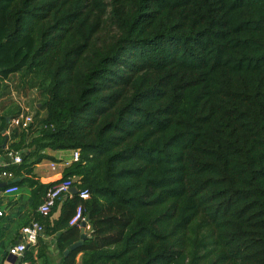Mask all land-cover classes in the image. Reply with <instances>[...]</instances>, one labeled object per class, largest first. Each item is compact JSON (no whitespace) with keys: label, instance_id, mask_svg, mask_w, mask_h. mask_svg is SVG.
Returning <instances> with one entry per match:
<instances>
[{"label":"trees","instance_id":"16d2710c","mask_svg":"<svg viewBox=\"0 0 264 264\" xmlns=\"http://www.w3.org/2000/svg\"><path fill=\"white\" fill-rule=\"evenodd\" d=\"M17 75L46 99L18 171L80 150L91 195L42 216L60 264H264V0H0V98Z\"/></svg>","mask_w":264,"mask_h":264},{"label":"crops","instance_id":"0c3cea01","mask_svg":"<svg viewBox=\"0 0 264 264\" xmlns=\"http://www.w3.org/2000/svg\"><path fill=\"white\" fill-rule=\"evenodd\" d=\"M15 76L11 77L9 81H6V86L9 87L10 82ZM18 79L20 75H17ZM26 81H20L25 85V89L30 88V77L25 78ZM19 81V80H18ZM25 82V83H24ZM17 92L13 91L10 95L0 98V104L2 106L3 115L10 118V124L7 129L6 135L8 136V143L4 153L0 155V163L8 167H16L13 170L15 174V181H22L27 178L32 180V185L30 184H20L18 187L20 191L18 194L6 197L1 208L4 211V216L0 218V264H60L61 256L56 248V239L54 235L45 234V232L39 238L41 242L38 245H28L27 251L24 253L23 257H16V260L10 259L8 262L9 249L19 243H26L25 237L22 235V229L26 226L31 225L34 222H38L43 226L45 218L38 212L39 206L44 201V195H37L35 192L37 190V184L50 185L56 184L60 179L63 178L65 170L70 167L67 166L72 160L73 151L71 150H53L46 149L43 153L49 157L54 158V160L45 159L42 163L36 165L33 175H26L25 171H18L19 165H11L12 159L10 157V144L12 142L11 134L15 127L12 126V118L21 113L23 110L30 109V104L36 97H38V90L34 89L32 97L25 93H21L19 97L14 96ZM40 103L39 106H41ZM38 106V105H37ZM44 114L42 118L45 117V111L41 110ZM39 114V113H38ZM36 114V115H38ZM5 142V141H4ZM4 144V143H3ZM3 146V145H2ZM22 153V152H20ZM52 164H55L53 168ZM21 165V164H20ZM13 179V180H14ZM1 182H11L12 180L2 179ZM65 197L57 203V205L52 210L49 219L54 222L59 219L61 215V210L63 206V201L67 200ZM43 221V222H42ZM44 228V227H43ZM91 233V225L88 222L85 230V234L89 237ZM33 252V260H25L27 254ZM80 258H78L79 260ZM12 261H15L14 263Z\"/></svg>","mask_w":264,"mask_h":264},{"label":"built area","instance_id":"2783aa9c","mask_svg":"<svg viewBox=\"0 0 264 264\" xmlns=\"http://www.w3.org/2000/svg\"><path fill=\"white\" fill-rule=\"evenodd\" d=\"M35 122V115L29 110H23L17 117L12 119V126L15 128H21L23 130H28L32 124ZM10 157L12 159L11 165H20L23 162V156L20 152H11ZM81 153L80 150H75L73 152V157L70 163L67 166L72 165L73 163H77L80 161ZM53 168H55V164H52ZM8 166L0 163V180L8 179L13 180L15 175L13 172L6 170ZM79 177H72L67 180L63 178L60 179L54 186L49 188L47 193L44 196L43 203L39 206L38 212L43 217L50 216L52 210L57 205L59 201L63 198L72 197L70 190L73 187H76L75 184H81ZM20 188L18 186H9L0 188V218L4 216V211L1 208V204L6 197L13 196L18 194ZM80 198L84 201L90 199L91 195L88 190H79L78 192ZM83 222H87L88 220L84 215V208L80 206L77 209V213L73 220L71 221V226H78L81 228ZM44 233V228L38 222H34L29 226H26L22 229V235L26 239V243H19L10 248L9 254L15 257H23L24 253L27 251L28 245H37L39 238Z\"/></svg>","mask_w":264,"mask_h":264},{"label":"rangeland","instance_id":"374dc122","mask_svg":"<svg viewBox=\"0 0 264 264\" xmlns=\"http://www.w3.org/2000/svg\"><path fill=\"white\" fill-rule=\"evenodd\" d=\"M20 77H23L20 75ZM26 77L24 76L23 78L21 79H18L17 76L14 77V79L11 80L10 82V85L8 87V90L7 92L11 95L13 91L17 92L14 96H17L19 97V95L21 93H25L32 97V94H33V90L34 88H29V89H25V85L20 82V81H26L25 79ZM19 80V81H18ZM25 83V82H24ZM45 97H42L41 95L38 94V97H36L34 99V101L31 102V104L29 105L30 106V111L36 116V114H38L39 119L42 118L44 116V114L41 113V106L40 103H44L45 102ZM38 105V106H37Z\"/></svg>","mask_w":264,"mask_h":264},{"label":"water","instance_id":"95a60500","mask_svg":"<svg viewBox=\"0 0 264 264\" xmlns=\"http://www.w3.org/2000/svg\"><path fill=\"white\" fill-rule=\"evenodd\" d=\"M10 121H11L10 118H8V119H7V122L10 123ZM7 129H8V128H5V130L3 131V135L5 136V142H4V144H3L2 147H3L4 149L6 148V145H7V143H8V136L6 135ZM7 185H9V183H7V182H1V181H0V188H2V187H6ZM78 192H79V189H78L77 187H73V188H71V190H70V193H71L72 196L77 195ZM86 226H87V222H83V224H82V226H81V229H82V230H81L80 241L77 242V243H75V244H73L72 246H70V248L65 252L66 255H68L71 251H74V250H76L77 248H79L80 246H82L83 243H84V241L88 238V236L85 234ZM9 251H10V249H9ZM8 258H9V259H8V262H11L10 259L16 260V257H15V256H12V255H9ZM12 262L14 263L15 261H12Z\"/></svg>","mask_w":264,"mask_h":264}]
</instances>
